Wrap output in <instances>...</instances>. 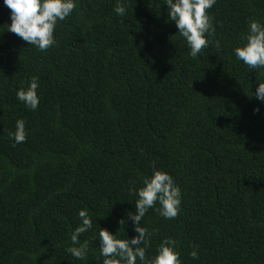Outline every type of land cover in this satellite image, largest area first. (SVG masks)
I'll return each mask as SVG.
<instances>
[{"label": "trees", "instance_id": "1", "mask_svg": "<svg viewBox=\"0 0 264 264\" xmlns=\"http://www.w3.org/2000/svg\"><path fill=\"white\" fill-rule=\"evenodd\" d=\"M117 2L77 0L40 51L7 31L0 0V264H102L100 228L136 235L130 189L153 165L182 203L174 219L158 203L145 214L146 256L171 237L182 264H264V103L254 95L264 68L234 55L249 22L264 24V0H217L196 58L162 0H123V17ZM32 77L34 111L16 99ZM18 119L26 140L15 144ZM82 209L93 227L77 260L66 248Z\"/></svg>", "mask_w": 264, "mask_h": 264}, {"label": "clouds", "instance_id": "2", "mask_svg": "<svg viewBox=\"0 0 264 264\" xmlns=\"http://www.w3.org/2000/svg\"><path fill=\"white\" fill-rule=\"evenodd\" d=\"M166 5L167 19L175 23L179 37L190 48V56L196 58L202 49L209 46V37L215 31L212 17L208 10L217 0H162ZM10 9L11 23L7 31L14 33L29 45L40 51H47L55 44L54 30L58 21H64L77 7V0H3ZM114 12L118 16L126 15L123 0H118ZM176 33V34H177ZM245 43L234 48L235 57L250 69L264 68V24L253 19L248 24V31L243 38ZM217 46L219 42L217 41ZM38 77H32L28 87L16 92V99L26 108L36 110L40 97L37 89ZM255 97L264 103V83H259ZM259 111V108L254 109ZM15 144L26 140L25 122L18 119L15 132L9 133ZM136 197L135 211H128L127 218L131 220L136 233L131 239L118 238L117 234L106 228H100L98 233L99 254L103 257L102 264H182L181 253L177 250V242L171 237L165 238L156 249L153 257L146 256L150 246L152 232L141 221L149 209L155 208L165 219H174L180 212L182 193L173 177L164 170H158L153 165L151 176L142 179V186L130 189ZM80 224L72 231L71 246L66 251L77 260H84L88 253V241H80V236L92 229V217L87 209L78 212ZM121 225L126 220L119 221ZM192 259H198L197 251L190 253Z\"/></svg>", "mask_w": 264, "mask_h": 264}]
</instances>
